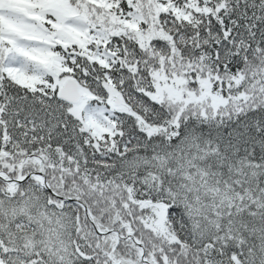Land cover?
<instances>
[{"label":"trees","instance_id":"obj_1","mask_svg":"<svg viewBox=\"0 0 264 264\" xmlns=\"http://www.w3.org/2000/svg\"><path fill=\"white\" fill-rule=\"evenodd\" d=\"M51 1L0 0V264H264V0Z\"/></svg>","mask_w":264,"mask_h":264},{"label":"rangeland","instance_id":"obj_2","mask_svg":"<svg viewBox=\"0 0 264 264\" xmlns=\"http://www.w3.org/2000/svg\"><path fill=\"white\" fill-rule=\"evenodd\" d=\"M142 3L145 5H152V8L161 7L162 3L158 0H141ZM155 1L158 3L155 4ZM109 4V3H108ZM48 6L46 7L47 10L52 11L59 17L64 18V13H68L73 7H78L77 1L75 0H52ZM107 8V6H106ZM107 10V9H106ZM77 36H80L78 31H74ZM57 59L52 57V64L49 63V66H55ZM11 72L17 76L18 79L21 81H26L30 84H33L36 80V77L31 74H27L24 72L25 70H18L17 68L10 67ZM66 73V72H64ZM158 75L155 76V83H156V93L161 97H174L176 99H180L183 102H191V101H203L206 98L210 97L212 94L211 91V80L210 78H206L200 81V84L196 89H190L189 86L185 83L186 79L182 77H173L170 78L167 74L164 73H157ZM69 78V74H66L63 77H57L56 80L59 82V87L63 85L65 79ZM83 97L82 99L77 102L74 106L75 112L80 113L81 109L86 105L88 100V91L87 89H83ZM121 94L115 90L111 89L110 91V101L114 104L115 100L120 98ZM211 98V97H210ZM124 106H121L123 108ZM89 218L92 219V214L89 215Z\"/></svg>","mask_w":264,"mask_h":264},{"label":"water","instance_id":"obj_3","mask_svg":"<svg viewBox=\"0 0 264 264\" xmlns=\"http://www.w3.org/2000/svg\"><path fill=\"white\" fill-rule=\"evenodd\" d=\"M60 98L69 101L70 103H77L82 98L80 85L75 79H67L64 85L58 90ZM120 103V99L116 100V104Z\"/></svg>","mask_w":264,"mask_h":264}]
</instances>
